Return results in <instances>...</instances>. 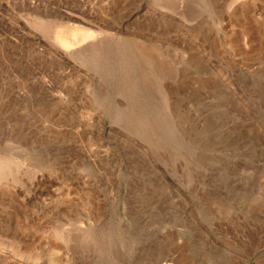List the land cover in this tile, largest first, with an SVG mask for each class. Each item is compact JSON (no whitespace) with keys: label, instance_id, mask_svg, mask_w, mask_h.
Instances as JSON below:
<instances>
[{"label":"rangeland","instance_id":"obj_1","mask_svg":"<svg viewBox=\"0 0 264 264\" xmlns=\"http://www.w3.org/2000/svg\"><path fill=\"white\" fill-rule=\"evenodd\" d=\"M0 264H264V0H0Z\"/></svg>","mask_w":264,"mask_h":264},{"label":"bare ground","instance_id":"obj_2","mask_svg":"<svg viewBox=\"0 0 264 264\" xmlns=\"http://www.w3.org/2000/svg\"><path fill=\"white\" fill-rule=\"evenodd\" d=\"M61 43H60V45L66 50L67 48H68V43H66V42H63V41H60ZM63 51V50H62ZM65 57V56H64ZM2 162V161H1ZM5 163V162H4ZM9 163H6L5 165H8ZM4 165V164H3ZM2 165V166H3ZM8 167H9V165H8ZM3 171H4V169H3Z\"/></svg>","mask_w":264,"mask_h":264}]
</instances>
